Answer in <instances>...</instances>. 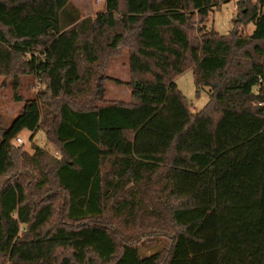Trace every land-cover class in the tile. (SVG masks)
Returning a JSON list of instances; mask_svg holds the SVG:
<instances>
[{
	"label": "trees",
	"instance_id": "16d2710c",
	"mask_svg": "<svg viewBox=\"0 0 264 264\" xmlns=\"http://www.w3.org/2000/svg\"><path fill=\"white\" fill-rule=\"evenodd\" d=\"M225 1L83 18L73 0H0V77L45 85L0 120V264H264V0H237L221 35L207 24ZM124 50L132 81L111 80L132 101L99 105L94 69ZM187 70L210 93L196 113ZM25 130L60 157L17 147Z\"/></svg>",
	"mask_w": 264,
	"mask_h": 264
},
{
	"label": "rangeland",
	"instance_id": "374dc122",
	"mask_svg": "<svg viewBox=\"0 0 264 264\" xmlns=\"http://www.w3.org/2000/svg\"><path fill=\"white\" fill-rule=\"evenodd\" d=\"M105 1L106 0H73V3L80 10L82 17L85 18L95 17L97 13L104 10ZM236 3L237 0H226L222 3L220 9L216 10L210 17L207 28L209 30L214 29L221 35H229L235 28V19L238 13V5H236ZM254 29L255 25L253 23L244 27L241 26L239 27V34L241 36H246L251 34ZM22 60L25 61L26 59L22 58ZM128 64L129 56L127 50H124L118 56H116V53L103 56L102 61L94 69L96 73L93 86L95 96L98 98L97 93L104 94L102 103L97 102V104L103 105L106 102L131 103V86H118L111 80V78H115L130 83L132 77ZM20 82L19 88L15 90L12 77H0V120L4 127H7L10 121L20 113L24 101L37 97L38 93L45 88L43 82L29 75H22ZM175 82L186 96L193 113L199 112L209 103V89H197L194 84L192 70L184 72ZM18 97L22 99V102L18 101ZM18 137L23 140L24 144L18 145L15 141L14 144L17 147H23L30 155L33 154L32 146L37 145L46 149L50 154L60 157L58 147L49 142L41 130L36 134L34 142H32V133L28 130L23 131ZM146 250V253H148L150 249Z\"/></svg>",
	"mask_w": 264,
	"mask_h": 264
},
{
	"label": "built area",
	"instance_id": "2783aa9c",
	"mask_svg": "<svg viewBox=\"0 0 264 264\" xmlns=\"http://www.w3.org/2000/svg\"><path fill=\"white\" fill-rule=\"evenodd\" d=\"M16 142L18 143V145L24 144L23 140H21L19 137L16 139Z\"/></svg>",
	"mask_w": 264,
	"mask_h": 264
}]
</instances>
